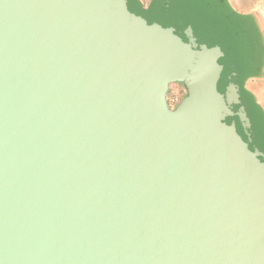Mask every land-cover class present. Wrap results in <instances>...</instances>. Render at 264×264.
<instances>
[{
    "label": "water",
    "instance_id": "obj_1",
    "mask_svg": "<svg viewBox=\"0 0 264 264\" xmlns=\"http://www.w3.org/2000/svg\"><path fill=\"white\" fill-rule=\"evenodd\" d=\"M263 66L207 0H0V264H264Z\"/></svg>",
    "mask_w": 264,
    "mask_h": 264
},
{
    "label": "crops",
    "instance_id": "obj_2",
    "mask_svg": "<svg viewBox=\"0 0 264 264\" xmlns=\"http://www.w3.org/2000/svg\"><path fill=\"white\" fill-rule=\"evenodd\" d=\"M225 2L229 9L253 20L264 39V0H225ZM246 89L264 112V66L259 77L246 82Z\"/></svg>",
    "mask_w": 264,
    "mask_h": 264
},
{
    "label": "trees",
    "instance_id": "obj_3",
    "mask_svg": "<svg viewBox=\"0 0 264 264\" xmlns=\"http://www.w3.org/2000/svg\"><path fill=\"white\" fill-rule=\"evenodd\" d=\"M207 1L210 2L213 6L218 7V8H224L225 9V7H226L225 0H207ZM185 96H186V94H182L181 97L179 98L178 104L172 106L171 108L173 110H175L177 108V106L183 101Z\"/></svg>",
    "mask_w": 264,
    "mask_h": 264
},
{
    "label": "rangeland",
    "instance_id": "obj_4",
    "mask_svg": "<svg viewBox=\"0 0 264 264\" xmlns=\"http://www.w3.org/2000/svg\"><path fill=\"white\" fill-rule=\"evenodd\" d=\"M150 0H148V3H149ZM174 95H178L179 98L181 97V89L178 87V85H173L171 87V90L168 94V99H171Z\"/></svg>",
    "mask_w": 264,
    "mask_h": 264
},
{
    "label": "flooded vegetation",
    "instance_id": "obj_5",
    "mask_svg": "<svg viewBox=\"0 0 264 264\" xmlns=\"http://www.w3.org/2000/svg\"><path fill=\"white\" fill-rule=\"evenodd\" d=\"M142 2H143V4L145 5V6H148L149 5V3L151 2V0L149 1V3H148V0H141ZM173 85H176V84H173ZM173 85H171L170 86V90H171V87L173 86ZM178 87L181 89V94H186L187 95V91H186V89L182 86V85H178ZM170 92V91H169ZM169 100V99H168ZM171 107V106H170ZM172 109V108H171Z\"/></svg>",
    "mask_w": 264,
    "mask_h": 264
},
{
    "label": "built area",
    "instance_id": "obj_6",
    "mask_svg": "<svg viewBox=\"0 0 264 264\" xmlns=\"http://www.w3.org/2000/svg\"><path fill=\"white\" fill-rule=\"evenodd\" d=\"M169 101V105L172 107L174 105H177L179 102V96L178 95H174L171 99L168 100Z\"/></svg>",
    "mask_w": 264,
    "mask_h": 264
}]
</instances>
